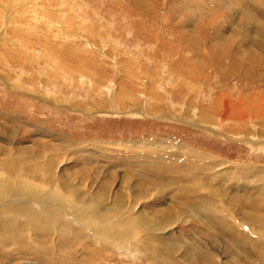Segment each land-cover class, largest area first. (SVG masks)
I'll return each instance as SVG.
<instances>
[{"label": "rangeland", "instance_id": "obj_1", "mask_svg": "<svg viewBox=\"0 0 264 264\" xmlns=\"http://www.w3.org/2000/svg\"><path fill=\"white\" fill-rule=\"evenodd\" d=\"M259 263L264 0H0V264Z\"/></svg>", "mask_w": 264, "mask_h": 264}, {"label": "bare ground", "instance_id": "obj_2", "mask_svg": "<svg viewBox=\"0 0 264 264\" xmlns=\"http://www.w3.org/2000/svg\"><path fill=\"white\" fill-rule=\"evenodd\" d=\"M194 156V155H193ZM181 158V160L180 161H185V160H187L186 159V157L184 156V155H182V157H180ZM178 160H179V158H177ZM189 159H191V157L189 158ZM207 159V158H206ZM197 160V163L200 165V164H202V163H206L207 161V165L206 166H203L204 164H202V170L201 171H197V172H194V174H195V178H197L196 180H195V184L193 185L194 187H195V185H197L196 187L197 188H201V183L203 182H205L208 178H210V177H212L213 178V180L214 179H217L218 181H219V179L220 178H222V176L221 175H219V174H214V173H212V170L214 169L213 167H215L214 166V161L215 160H210V159H208L206 162H205V158L204 159H196ZM205 172V173H203V172ZM257 178H259V176H256ZM221 180V179H220ZM197 181V182H196ZM223 182V181H222ZM202 183V184H203ZM200 184V185H199ZM199 185V186H198ZM192 186V187H193ZM190 189V188H189ZM192 189V188H191ZM194 189V188H193ZM193 191V190H192ZM191 191V192H192ZM195 192V191H194ZM197 194V193H196ZM239 198V197H238ZM191 199V203L195 206L196 204H200L199 203V201H198V199H197V197H195V198H190ZM198 207H199V205H198ZM14 211V210H13ZM21 221V220H20ZM5 226H7V225H5ZM20 226V225H19ZM41 230V229H40Z\"/></svg>", "mask_w": 264, "mask_h": 264}, {"label": "crops", "instance_id": "obj_3", "mask_svg": "<svg viewBox=\"0 0 264 264\" xmlns=\"http://www.w3.org/2000/svg\"><path fill=\"white\" fill-rule=\"evenodd\" d=\"M260 264V263H259ZM262 264H264V263H262Z\"/></svg>", "mask_w": 264, "mask_h": 264}]
</instances>
